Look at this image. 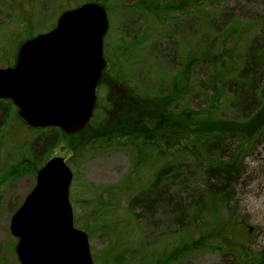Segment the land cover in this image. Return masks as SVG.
Listing matches in <instances>:
<instances>
[{
	"label": "trees",
	"instance_id": "obj_1",
	"mask_svg": "<svg viewBox=\"0 0 264 264\" xmlns=\"http://www.w3.org/2000/svg\"><path fill=\"white\" fill-rule=\"evenodd\" d=\"M107 1L94 2H99L109 13ZM222 1L137 0L135 7L161 23L171 12H183L190 7L202 9L212 20L216 15L212 11ZM229 15L230 11L224 10L219 13L218 21L211 22V28L216 31L217 36L212 32L211 39L203 40L198 57L179 67L177 77L166 89L159 85L155 93L141 94V90L130 86L125 90L121 88L123 97L111 90L108 87L111 84L107 83L108 95L104 106L107 108L99 122L95 123L93 117L82 131L74 135H65L55 127L30 129L35 134L34 141L37 144L33 149L37 160L36 163L33 162L35 169L48 160L52 151L64 141L71 165L74 160L78 162L84 151L96 150L102 142L122 149L131 148L130 175L137 176L134 180L138 190L128 199L126 212H129L134 221L144 222L151 227L160 212L171 226L176 227L167 247L137 250L121 244V240L128 236L127 227L123 225L121 216H117L113 206L116 201L113 195L120 192L116 187L109 186L98 194L97 200L85 203V207L80 208L73 217L74 225L82 227L88 237L100 233L107 242L100 255L91 253L94 264H179L201 251L234 253L238 264H264V251H246L242 237L244 219L238 218L233 210L226 218L220 217V210L236 208L232 204L233 192L244 170V157L261 143V134L264 132V16L257 20L258 34L248 45L241 68L236 70L233 63L227 65L228 62H224L230 51L226 44L231 42L232 33H237L236 39H240L245 30L239 22L237 27L229 25ZM225 25H228L225 30L220 31V27ZM30 37L31 34L27 38ZM218 39L225 45L221 54L213 50L219 44ZM23 41L19 40L15 46L18 47ZM16 50L11 52L13 57ZM120 50L125 52L123 47ZM106 59L107 71L109 68L111 71L115 70L112 68L115 60ZM5 61L6 65H11L13 60L6 58ZM191 62L194 67L199 62H206V66H209L206 86L212 94L208 97L206 106L199 109L179 106L190 89ZM219 64L221 68L217 67ZM225 79L226 87L229 84L236 85L239 81L245 86L246 92L242 93L229 90L230 86L227 92L225 90L226 101L238 108L240 117L229 119L217 116V108L225 100L221 92L223 87L219 84ZM106 82L101 80L100 84ZM0 107V113L2 110L7 111L8 107L15 120L21 123L10 101L0 100ZM119 119L121 121H117ZM124 120L127 123L139 122L140 126L134 129L121 128ZM91 126L102 128L101 135L91 133ZM142 127L143 130L139 131ZM88 137H91L89 141ZM97 137L104 138L95 140ZM233 139L237 140L236 143ZM26 161L23 159L18 163V168H14L15 172L13 170L11 173L18 174L23 166H30ZM142 169H151L153 177L148 184H139ZM177 176L181 184L179 188L186 193L184 199L180 194L171 193L170 189L161 186L165 180ZM187 184L190 186L189 190ZM106 192L108 197L103 200L102 196ZM194 234L197 235L196 238L193 237Z\"/></svg>",
	"mask_w": 264,
	"mask_h": 264
},
{
	"label": "rangeland",
	"instance_id": "obj_2",
	"mask_svg": "<svg viewBox=\"0 0 264 264\" xmlns=\"http://www.w3.org/2000/svg\"><path fill=\"white\" fill-rule=\"evenodd\" d=\"M86 2L92 1L11 0L8 2L0 0V65L5 67L7 64L5 59L11 60V52L16 50L15 45L19 40L26 39L29 34L36 36L47 33L55 25L62 11L73 9ZM136 3L137 0L107 1L110 10L107 13L108 31L104 37L103 52L109 60H115V66L111 65L115 70L108 69L105 73L107 82L99 85L96 90L98 106L94 114L95 123L101 120L104 109L107 108L104 107L108 95L107 83L111 84L108 86L111 90L123 97L125 96L121 88L125 90L130 86L141 90V94L155 93L159 85L166 89L167 85H170L177 77L179 67L190 62L194 57H198L203 40L211 39L212 32L217 36L216 31L211 28V22L218 21L219 13L224 10L230 11L229 25L237 27L239 22L245 30V34L241 35L240 39H236L237 33H232L231 42L226 44V48H230V51L227 52L228 58L224 62L225 64L228 62L227 65L233 63L236 70L241 68L245 51L258 34L257 20L264 16V0H223L212 11L213 15L216 14L212 20L211 16L202 9L190 7L183 12H171L170 16L161 23L137 9ZM252 19L253 26H251ZM227 26L220 27V31L225 30ZM217 41L219 44L215 45L213 50L221 54L225 45L223 41L219 39ZM120 47H123L125 52L120 50ZM205 63L199 62L195 67L192 62L190 63V89L180 101L179 106L184 105L192 109L206 106L208 97L212 93L206 86L209 66ZM217 67L221 68V65ZM226 82L225 79L219 84L221 88L223 87L221 92L225 100H222V104L217 108V116L229 119L240 117L241 112L238 108L229 105L226 101V92L228 86H230L229 90L246 92L245 86L239 81L236 85L229 84L226 87ZM10 112L7 107V111L2 110L0 113V264H19L14 251V239L9 232V221L12 213L20 206L35 184L36 169L33 162L37 161L33 154L35 152L33 149L37 146L34 141L35 134L26 126L20 125L15 120L14 114ZM121 126L124 129L128 127L134 129L139 127L140 123H127L124 120ZM142 130L143 127L139 131ZM102 131L103 129L99 126H91L93 134L97 133L99 136ZM261 135L263 137L261 143L244 157V170L233 192L232 204L236 205V208H230L228 211L220 210L221 218H226L233 210L238 218L244 219L242 234L244 246L247 247L246 251L252 253L264 251V132ZM101 138L104 137H97L95 140H103ZM87 139L89 141L91 137ZM236 141L233 139L234 143ZM128 149L102 142L96 150L84 151L78 162L74 160L71 165L67 162L68 160L66 161L73 176L69 189L73 216L77 215L80 208L85 207V203L97 200L102 190L113 186L120 192L113 195L116 198L113 206L117 216H121L123 225L127 227L128 236L121 240V244L137 250L167 247L169 240L176 232V227L171 226L160 212L156 215L155 224L157 225L153 224V227L144 222L134 221L129 212H126L128 199L138 190V185L134 180L137 176L130 175L132 149ZM50 155L63 156L67 159L68 151L65 141L59 144ZM23 159L31 165L23 166L18 174L11 173L14 168H18V163ZM150 170H141L139 177L142 180L139 184H148L152 181L153 175ZM174 173L175 170L173 175ZM192 182L191 178L190 183ZM179 185L181 184H179L178 176L161 183L164 189L168 188L171 193L180 194L179 196L184 199L186 193L179 188ZM187 186L189 190V184ZM107 197L106 192L102 199L106 200ZM80 229L83 230L82 227ZM193 237L196 238L197 235L194 234ZM88 242L91 253L97 255L103 252L107 244L100 233L89 236ZM162 244L164 245L161 246ZM179 264L238 263L235 254L231 252L201 251Z\"/></svg>",
	"mask_w": 264,
	"mask_h": 264
},
{
	"label": "water",
	"instance_id": "obj_3",
	"mask_svg": "<svg viewBox=\"0 0 264 264\" xmlns=\"http://www.w3.org/2000/svg\"><path fill=\"white\" fill-rule=\"evenodd\" d=\"M107 13L96 2L63 11L55 27L23 42L11 67H0V99L10 100L33 128L81 131L95 104L106 62ZM72 173L52 157L10 218L19 264H94L87 234L74 227L69 187Z\"/></svg>",
	"mask_w": 264,
	"mask_h": 264
},
{
	"label": "bare ground",
	"instance_id": "obj_4",
	"mask_svg": "<svg viewBox=\"0 0 264 264\" xmlns=\"http://www.w3.org/2000/svg\"><path fill=\"white\" fill-rule=\"evenodd\" d=\"M233 182H234V184H235L236 180H234Z\"/></svg>",
	"mask_w": 264,
	"mask_h": 264
},
{
	"label": "flooded vegetation",
	"instance_id": "obj_5",
	"mask_svg": "<svg viewBox=\"0 0 264 264\" xmlns=\"http://www.w3.org/2000/svg\"><path fill=\"white\" fill-rule=\"evenodd\" d=\"M11 1V0H10Z\"/></svg>",
	"mask_w": 264,
	"mask_h": 264
}]
</instances>
